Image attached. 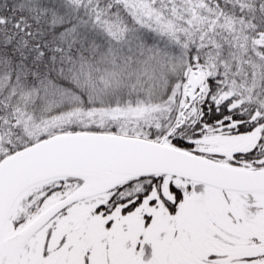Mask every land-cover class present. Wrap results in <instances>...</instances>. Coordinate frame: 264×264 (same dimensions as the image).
<instances>
[{"label": "snow or ice", "instance_id": "1", "mask_svg": "<svg viewBox=\"0 0 264 264\" xmlns=\"http://www.w3.org/2000/svg\"><path fill=\"white\" fill-rule=\"evenodd\" d=\"M0 264H264V0H0Z\"/></svg>", "mask_w": 264, "mask_h": 264}]
</instances>
